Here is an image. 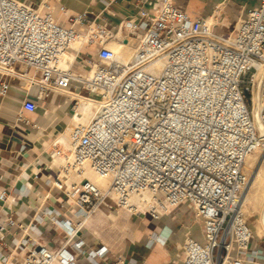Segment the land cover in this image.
<instances>
[{
    "label": "built area",
    "instance_id": "1",
    "mask_svg": "<svg viewBox=\"0 0 264 264\" xmlns=\"http://www.w3.org/2000/svg\"><path fill=\"white\" fill-rule=\"evenodd\" d=\"M97 1L100 12L70 13L64 24L48 0H0V72L15 75L19 64V74L38 87L40 99L73 86L99 103L91 121L73 126L65 143L57 139L52 145V155L63 159L54 185L73 198L82 219L130 205L132 198L137 200L132 213L156 220L190 203L204 240L185 238L179 245L182 264L263 260L264 250L251 249L253 231L240 199L249 181L245 162L264 145L252 112L264 66V0L240 14L228 34L214 30L219 5L211 16L193 18L176 0H134L135 12L115 22L118 0ZM59 10L67 12L63 5ZM115 37L134 46L128 59L110 47ZM92 45V52L86 50ZM67 51L73 58L62 69L60 57ZM9 88L2 81L0 96ZM260 100L264 126V80ZM87 170L108 179L107 187L90 179ZM74 175L78 181H71ZM144 194L151 195L147 204ZM5 197L0 192V199ZM46 213L65 233L59 249L13 239L20 254L0 252V264L71 262L66 248L84 221L72 224L57 219L58 212ZM6 223L0 224V239ZM70 246L91 264L106 254L104 248L86 253L82 239Z\"/></svg>",
    "mask_w": 264,
    "mask_h": 264
},
{
    "label": "crops",
    "instance_id": "2",
    "mask_svg": "<svg viewBox=\"0 0 264 264\" xmlns=\"http://www.w3.org/2000/svg\"><path fill=\"white\" fill-rule=\"evenodd\" d=\"M21 1L38 3L40 0ZM48 1L57 19L64 24H67V14L84 11L96 14L102 9L97 0ZM133 1L118 0L113 5L115 22L135 12ZM176 3L185 7L193 18L211 16L215 6L219 5L214 30L228 34L234 29L237 17L258 5L259 0H176ZM62 5L67 12L59 10ZM20 70L21 66L16 64L15 75L0 72V83L5 81L10 85L9 91L0 96V192L6 194L3 200L0 199V224L6 223L8 218L14 221L12 225L6 223L0 239V252L8 254L11 250L13 256L20 254L13 239L15 242L36 239L59 249L65 233L47 215L48 210L58 212L57 219L72 224L82 219L76 215L78 207L74 200H69L65 190L54 185L60 164L52 155V145L74 118V98L69 93L75 92L74 87L52 91L40 99L38 87L22 77ZM31 105L36 108L31 109ZM121 209L115 207L98 212L108 216L114 211L120 214ZM93 214L82 219L85 222L78 236L69 242L66 249L72 252L73 259L68 264H91L71 248L70 245L78 239L85 241L86 253L99 248L106 250L103 257L95 258L97 264H182L183 252L179 245L185 238L204 240L202 223L193 219V209L188 202L171 208L158 220L149 213H130L124 218V234H100ZM31 224L36 225L35 231L30 229ZM262 232L256 234L253 231L252 250H264ZM258 263L264 264V259L247 264Z\"/></svg>",
    "mask_w": 264,
    "mask_h": 264
},
{
    "label": "rangeland",
    "instance_id": "3",
    "mask_svg": "<svg viewBox=\"0 0 264 264\" xmlns=\"http://www.w3.org/2000/svg\"><path fill=\"white\" fill-rule=\"evenodd\" d=\"M124 45H127V44H124ZM251 73H252V70L249 71L248 74L244 77L245 83L243 84V86L249 84ZM263 146L260 148L263 149ZM260 148L257 149L252 154H250L249 157L247 158L249 160H246L245 162L244 170L246 171L249 178H251L250 177L252 173L251 171L252 170L254 171L255 169L256 171L260 170L261 173L264 175V156L262 155V150ZM254 159L255 161H253ZM87 176L92 180L95 178V176L90 173H88ZM263 179H264V176L262 177V180ZM262 180L256 181L254 185L252 182L250 183V180H249V183L241 197L243 213L245 217L247 218L248 222L250 223L252 230L254 231V233L256 232V234L259 232V229L261 231H264V224L262 223V220H261L263 209H264V193H263L264 192V180L263 181ZM130 213L132 212H129L128 210L124 208L121 209L120 214L114 211V212H111L108 216L97 211L96 213L93 214L94 215L93 218L95 222L97 221L98 223L97 225L99 227L97 231L100 234H124V231H125V225L123 223L124 218ZM193 219L197 221L195 216L193 217ZM262 234H264V232H262Z\"/></svg>",
    "mask_w": 264,
    "mask_h": 264
},
{
    "label": "bare ground",
    "instance_id": "4",
    "mask_svg": "<svg viewBox=\"0 0 264 264\" xmlns=\"http://www.w3.org/2000/svg\"><path fill=\"white\" fill-rule=\"evenodd\" d=\"M213 18V17H212ZM214 19V18H213ZM60 22V21H59ZM117 36L120 37V34H118ZM124 44H127V45H124ZM122 44L121 41H119V38L115 37L111 43H110V47L112 48V50L119 56V57H122V58H125V59H128L132 53L134 52V46L131 44V42L129 43H124ZM129 45V46H128ZM79 46V42H76L73 44V47L74 48H78ZM91 49H95L96 48V45H92L90 47ZM89 48H86V50H88ZM73 58V53L71 51H67V52H64L61 57H60V62H59V67L64 69L65 67H67V65L69 64V62H71ZM160 66L161 64H159L157 66V68L160 69ZM264 70V66L262 67V69L260 70V72H262ZM68 92V91H67ZM70 95L74 98V108H73V112L74 114H76L77 112H80L82 114V116L80 115H76L71 124L67 127L66 131L58 138L59 142H63L65 143L66 142V139L68 137V134H69V131L72 129L73 126L77 125V124H80V123H88L89 121L92 120V118L96 115L97 111H98V108H99V103L95 100H92V99H89L87 98L86 96L84 95H81L79 93H76V92H69ZM254 103L258 105V107L260 108L261 106V100L260 99H256L254 98ZM70 115V114H68ZM258 118L260 119L259 117V113H258ZM50 147V146H49ZM259 149V148H258ZM261 149V148H260ZM262 150V155L264 156V146H263V149ZM260 152V151H259ZM249 157V156H248ZM55 159L58 160V164H61L63 162V159L62 157H55ZM56 160V161H57ZM249 160V159H247ZM252 160V159H250ZM55 161V163H56ZM255 161V159L253 160ZM250 165V164H249ZM252 165V164H251ZM254 169V167H253ZM251 175L249 178L250 180V183L252 182L253 185L256 181H260L262 180V177L264 176L261 171H256V169L253 171H251ZM90 173V174H93L95 176V178L93 179V181L98 184L100 187L102 188H106L108 183H109V180L106 179V178H102V177H99L97 176L93 171L91 170H87L86 171V175ZM264 180V179H263ZM262 180V181H263ZM71 181H78V178L74 175L71 177ZM70 181V182H71ZM261 181V182H262ZM249 183V181H248ZM247 183V185H248ZM257 184V183H256ZM260 184V183H259ZM246 185V187H247ZM245 187V189H246ZM244 189V190H245ZM262 190V189H261ZM263 191V190H262ZM244 192V191H243ZM259 192V191H258ZM264 193V192H263ZM243 194V193H242ZM262 195V194H261ZM259 196V195H258ZM261 197V196H260ZM263 198V197H262ZM142 199L144 201V203L147 204L148 201L151 200V195L150 194H144L142 196ZM73 200V198H72ZM137 200L135 198H132L130 200V205H127L125 207H122L126 210H128L129 212H133L132 209H134V205L136 204ZM132 205V207H130ZM240 207H241V211L243 212L242 210V200L240 199ZM261 220H262V223L264 224V209H263V213H262V217H261ZM85 222V221H84ZM261 230L259 229V232L260 233ZM9 264H13V259L10 260V263Z\"/></svg>",
    "mask_w": 264,
    "mask_h": 264
},
{
    "label": "water",
    "instance_id": "5",
    "mask_svg": "<svg viewBox=\"0 0 264 264\" xmlns=\"http://www.w3.org/2000/svg\"><path fill=\"white\" fill-rule=\"evenodd\" d=\"M263 80H264V70L259 74L258 80L254 88V98H256L257 100L261 98V89H262ZM259 109L260 108L258 107V105L255 104L253 101V108H252L253 117L257 124L260 137L264 139V126L262 125L260 119L258 118Z\"/></svg>",
    "mask_w": 264,
    "mask_h": 264
}]
</instances>
